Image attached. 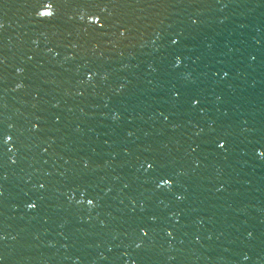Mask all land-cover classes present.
<instances>
[{"label": "water", "instance_id": "95a60500", "mask_svg": "<svg viewBox=\"0 0 264 264\" xmlns=\"http://www.w3.org/2000/svg\"><path fill=\"white\" fill-rule=\"evenodd\" d=\"M0 264H264V0H0Z\"/></svg>", "mask_w": 264, "mask_h": 264}, {"label": "snow or ice", "instance_id": "6c2138e0", "mask_svg": "<svg viewBox=\"0 0 264 264\" xmlns=\"http://www.w3.org/2000/svg\"><path fill=\"white\" fill-rule=\"evenodd\" d=\"M43 15H48V14H51L50 12H44L42 13Z\"/></svg>", "mask_w": 264, "mask_h": 264}]
</instances>
